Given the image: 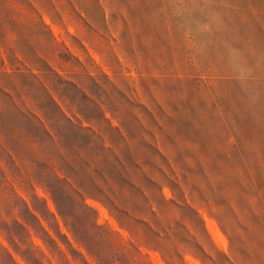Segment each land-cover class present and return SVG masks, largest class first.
<instances>
[{"label":"rangeland","instance_id":"rangeland-1","mask_svg":"<svg viewBox=\"0 0 264 264\" xmlns=\"http://www.w3.org/2000/svg\"><path fill=\"white\" fill-rule=\"evenodd\" d=\"M0 237V264H264V0H0Z\"/></svg>","mask_w":264,"mask_h":264},{"label":"clouds","instance_id":"clouds-1","mask_svg":"<svg viewBox=\"0 0 264 264\" xmlns=\"http://www.w3.org/2000/svg\"><path fill=\"white\" fill-rule=\"evenodd\" d=\"M44 199H45V203H47V202H48V200H50V199H51V197H50V196H49V197H45ZM0 243H4V240H3V238H2V237H0ZM21 264H22V262H21Z\"/></svg>","mask_w":264,"mask_h":264},{"label":"bare ground","instance_id":"bare-ground-1","mask_svg":"<svg viewBox=\"0 0 264 264\" xmlns=\"http://www.w3.org/2000/svg\"><path fill=\"white\" fill-rule=\"evenodd\" d=\"M213 231H214L216 237H217V238H220V234H219V232H218V230H217L216 227H213ZM219 240H220V239H219Z\"/></svg>","mask_w":264,"mask_h":264}]
</instances>
